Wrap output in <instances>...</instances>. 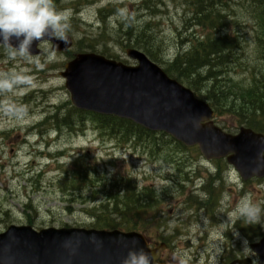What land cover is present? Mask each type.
Listing matches in <instances>:
<instances>
[{"label": "rangeland", "instance_id": "374dc122", "mask_svg": "<svg viewBox=\"0 0 264 264\" xmlns=\"http://www.w3.org/2000/svg\"><path fill=\"white\" fill-rule=\"evenodd\" d=\"M86 1L63 0V4L81 5L86 3ZM142 1L145 0H100L96 7L83 10L82 19L85 22L88 21L89 24L92 20L99 17L97 8L101 4L107 6L109 2L124 3L125 7L122 10V14L131 20L134 17L131 25L136 33L148 21H153L157 24V28H150L154 29V32L151 35L153 36V46H148L149 52L153 53L157 59L163 58L166 60L167 58H172L178 52L180 40H190V37L193 36L192 33L188 34V39L187 36L183 38L182 35H178V31L182 30L184 22L188 20L189 15H183L181 11H178L173 6L162 7L160 9L155 6V9L149 11H145L143 7L137 10L130 7L132 4H140ZM252 1L255 0H233L230 3L232 13L237 22L241 24L243 33L246 32L250 41V48L247 51H242L239 54L238 63L233 65L235 67L240 64L241 70L239 69L238 72H244L241 74H230L231 78L243 85H247L250 82V76L248 75H250L251 71H255L256 74L264 71V65L259 63V57L254 54L255 49L251 39L253 38V29L256 28L252 19ZM153 3L156 2L154 1ZM246 3L247 6H245ZM178 8H182L181 5ZM69 12L71 20V17L75 13L73 11ZM119 22H123L122 17L118 20L113 18L109 25L112 28H116ZM225 27L227 28L226 31L238 32L240 37H243L240 25L232 30L229 29V24H226ZM84 30L90 31L86 26L74 29V31L82 33ZM109 33L112 39H116L115 33ZM79 36V34H76L74 37L77 39ZM128 43L130 41L125 40L123 44L127 46ZM111 45L109 52L112 51L115 43L112 42ZM244 47L246 49V44ZM47 50H49V47H47ZM114 51L122 55L119 47L115 46ZM67 58L68 56L64 54L50 56L48 53H45L41 58L31 57L29 61L19 55L12 58L9 51L0 47V74L16 72L32 77L34 86L27 88L22 95H18L17 97L20 98L27 93L34 92L36 95L34 100L37 106H31L33 111L35 113H42V106H45L47 112H51L52 107L49 106L65 102L68 98L64 88V80L59 77V73L67 62ZM44 60L46 63H43ZM247 61L249 63H246ZM221 72L227 77L224 69H221ZM200 83L203 84V81L201 80ZM5 105H10L9 100L4 101ZM23 116L24 114L20 118L13 120L11 115L5 113L4 117H0V232L4 231L11 224L28 225L33 223L37 228L85 227L86 225H90L88 215L81 211L82 207L79 205H74L71 209L67 207L64 200H68L70 197L62 194V190L64 189L62 185L66 187V182H60L61 172L57 170V164L59 165L61 162L68 164L75 155L87 154L89 160L98 165L107 163L112 158H118L115 167H111L109 170L111 173H108L109 178H113L118 173L129 174L141 188L146 187L145 185H153L159 195L170 193L160 201L161 205H165L166 213L170 214L171 227L176 215L170 212V210H174L176 205L180 204L181 209L194 214H198L199 209L203 208L205 217L193 219L186 225L181 226L182 229H185V233L190 237L191 241L176 242L174 248H179L178 243L181 247H185L183 249L188 254L184 253V257H188V255L192 257L194 252L200 248L199 252L201 253L200 260L202 264H208L205 258L206 253L213 255L212 260L214 264H222L221 253L223 247L226 244L240 243L239 240L233 239L232 233L234 230H238L242 237H254L256 233H264V228H261L259 225L249 226L238 220H229V214L241 198L235 197L234 192L230 193L228 189H230L231 185L239 186L240 189L244 185H242L236 173H234L236 179L233 178V172H231L230 167H228V172H224L225 167L223 163L220 164L221 168H218L219 166H217L216 162L208 163L197 148H186L175 142L172 144L170 142L171 139H164V142H160V139H157L153 141V145L152 142L150 144L145 143L141 154L139 149L134 152L132 150H118L114 149V147H111L112 154H109V150L107 149L109 145L98 142L99 139L96 133L92 132L93 125L88 121L85 126L89 131L84 137L70 135L67 132H64L60 137L56 134L50 135L53 142L50 143L49 148L45 147L44 150H49L51 153L65 152V155L64 159L58 162L51 161L48 163V160L38 158L30 144H23L21 137L27 126L38 122L45 114L37 117L27 116L23 118ZM24 123L25 125L21 126ZM217 124L234 132L239 127L226 118H221ZM11 130H13L12 133H10ZM4 132L9 133L10 139L2 138ZM158 143L159 147L156 146ZM152 147L155 148V153H151ZM168 157L172 160L174 159V163L166 167L167 163L165 161ZM219 169L224 172L227 182L223 185L226 186L225 190L228 192H215L211 197L206 199L207 204L201 206L206 195L201 191L193 192V189L196 187V176L201 174L208 177V180L203 183L210 187L216 181V179L212 178L211 174H215ZM43 171L45 173L42 177H36L35 174ZM160 174L161 176H165V178L172 174L174 176L173 181L171 183L164 182L163 180L160 181ZM244 188L249 190H247L248 196L253 201L264 206V181L259 184L252 183L245 185ZM149 195L152 197L151 194ZM104 199L105 196L100 194L99 201L101 202ZM31 203L32 207H28ZM151 214L154 216L158 214V209H156V212L153 209ZM157 218L159 219V217ZM188 218L189 215L185 216L186 220ZM217 225L220 226L214 228ZM250 234L252 235L250 236ZM240 246H238V251H240Z\"/></svg>", "mask_w": 264, "mask_h": 264}, {"label": "water", "instance_id": "95a60500", "mask_svg": "<svg viewBox=\"0 0 264 264\" xmlns=\"http://www.w3.org/2000/svg\"><path fill=\"white\" fill-rule=\"evenodd\" d=\"M11 43L16 47L19 41L13 37ZM86 58L93 60L89 64H94L95 71L111 66L102 59L94 63L98 57ZM109 70L105 69L102 75L107 78L101 82L102 89L90 88L82 102L73 91L77 106L94 110L99 105L103 113L165 131L187 146L199 145L208 159L233 153L229 162L244 177H264V136L242 129L240 135L231 137L212 126H202L200 123L213 114L153 64L143 61L141 70H128L122 76L120 71L108 76ZM133 242L136 248L146 251L143 241L134 234L84 230L36 233L29 228L11 227L0 235V264H121ZM263 248L264 241L253 249L262 256ZM154 258L155 255L153 261Z\"/></svg>", "mask_w": 264, "mask_h": 264}, {"label": "trees", "instance_id": "16d2710c", "mask_svg": "<svg viewBox=\"0 0 264 264\" xmlns=\"http://www.w3.org/2000/svg\"><path fill=\"white\" fill-rule=\"evenodd\" d=\"M171 1L173 4L184 3L183 11L186 12V15H189L190 23H195L196 26L201 28L203 26H211L214 32L199 44L195 43L183 56L175 59L168 70L171 71L175 78L184 83L186 82L190 87L201 93L202 95L200 96L211 103L219 117H231L238 125H245L263 133V82L254 79L253 85L244 88L241 83H237L233 78L223 76L221 72V69H224L227 74L235 71L236 68L231 65L235 59H238L235 51L239 48V42L237 41L239 39L237 37L230 35L221 36V32L218 31L227 29L224 28L225 25L232 21V19H227L223 14V12L227 11L226 8H222L225 5L224 1ZM152 9L154 8L149 6V10ZM252 19L257 28V37L255 39L256 44H258L257 53L260 55L258 61L264 63V0H257L256 9L252 12ZM129 31L133 37V31ZM217 31L218 33L214 34ZM153 32V29H149L146 26L141 28L134 38L151 47L153 46V36H151ZM246 63L249 62L247 61ZM255 75L261 76V73ZM201 80L203 84L200 83ZM112 121L114 124H106V128H110V130L106 131L120 142L137 139V137L142 135H148L150 142L157 140L154 135L147 133L129 121L119 119H113ZM161 137L160 142H164V137L166 136L162 134ZM156 146L159 147V143ZM151 153H155L154 147L151 148ZM66 173L69 175L70 172L67 171ZM70 179L68 180L69 183H67L70 188L63 191H78L80 189L79 185L84 182V177L73 178V180L70 176ZM125 189L127 193L120 200L118 197L114 199L110 197V200H114L111 209L110 204L107 203L101 206V211H92L96 213L98 225H106L107 228L123 227L132 222V218H130L132 213L144 212L145 205H141L143 202H140L139 198L133 197L134 188L131 190ZM98 212L99 214L97 215Z\"/></svg>", "mask_w": 264, "mask_h": 264}, {"label": "clouds", "instance_id": "9594fccd", "mask_svg": "<svg viewBox=\"0 0 264 264\" xmlns=\"http://www.w3.org/2000/svg\"><path fill=\"white\" fill-rule=\"evenodd\" d=\"M69 30L70 12L57 11L53 0H0V44L10 49L12 58L19 55L30 61L33 42L45 37L69 45ZM13 37L19 41L16 47L11 43ZM32 86L30 76L16 72L0 74V94L22 95ZM4 111L19 118L25 110L22 106L5 105ZM229 220L264 228V206L245 195L236 203ZM232 235L234 240L241 242L242 249L250 248L249 240L242 237L238 230H234ZM121 264H153V260L150 253L136 248L133 242Z\"/></svg>", "mask_w": 264, "mask_h": 264}, {"label": "bare ground", "instance_id": "6f19581e", "mask_svg": "<svg viewBox=\"0 0 264 264\" xmlns=\"http://www.w3.org/2000/svg\"><path fill=\"white\" fill-rule=\"evenodd\" d=\"M156 2V3H153V2ZM206 1H208V0H206ZM209 1H211V0H209ZM224 1V3H225V5H224V7H222V8H226L227 9V11L226 12H223V14L224 13H226V14H224V16L227 18V19H232V21L229 23V25L231 26L229 29L230 30H232V29H234V28H237L238 27V25H240V27H241V32H242V35H244V33H243V31H242V26H241V24L239 23V22H237V20H236V18H235V16H234V14L232 13V6H231V1H233V0H223ZM242 1V0H241ZM152 3H153V5H152ZM184 3H182L181 2V4L180 3H177V4H173L172 3V1L171 0H153L149 5H148V7L147 8H145V11H149V6H151L152 8H154L155 9V6H157V8H166V7H174V8H177V10L178 11H181L182 13H183V15H185L186 16V12H184L183 10H184V5H183ZM181 5V7L182 8H178L179 6ZM256 6H257V0H255V1H252V6H251V9H252V12H253V10H255L256 9ZM189 20L190 19H188L186 22H184V27L182 28V30H180V31H178V35H182V37L184 38L185 36H187V38H188V34L190 35L191 33L193 34V36L192 37H190L191 39L190 40H186V39H181L180 40V43H179V47H178V52H177V54L176 55H174L172 58H173V62H174V60L175 59H177L179 56H183L186 52H188V50H189V48H191L195 43H196V41H195V38H194V33L198 30V29H200L201 27L200 26H196V24L195 23H190L189 22ZM234 25V26H233ZM147 26V28H154V27H156L157 28V24H155L153 21H148V22H146V24L144 25V27H146ZM224 28H226V27H224ZM154 30V29H153ZM227 29H221V30H218V31H220L221 32V36H225V35H230V36H232V37H237L238 39H241V37H240V34L238 33V32H236V33H234V32H231V31H226ZM218 31L217 32H215L214 34H217L218 33ZM240 32V33H241ZM189 39V38H188ZM250 48V47H249ZM260 55H258V57H259ZM200 210H202V211H204L203 210V208H201Z\"/></svg>", "mask_w": 264, "mask_h": 264}, {"label": "flooded vegetation", "instance_id": "af4514ba", "mask_svg": "<svg viewBox=\"0 0 264 264\" xmlns=\"http://www.w3.org/2000/svg\"><path fill=\"white\" fill-rule=\"evenodd\" d=\"M246 256H243V255H241V256H239V258H237V259H235L234 260V262H232V264L234 263V264H244V258H245ZM253 260V264H256L257 263V258H253L252 259Z\"/></svg>", "mask_w": 264, "mask_h": 264}]
</instances>
